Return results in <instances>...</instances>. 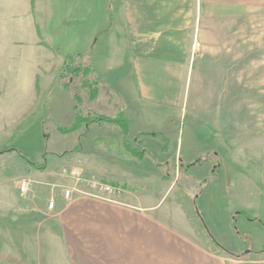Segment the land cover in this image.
Here are the masks:
<instances>
[{
    "label": "crops",
    "instance_id": "obj_1",
    "mask_svg": "<svg viewBox=\"0 0 264 264\" xmlns=\"http://www.w3.org/2000/svg\"><path fill=\"white\" fill-rule=\"evenodd\" d=\"M112 8L110 31L92 48ZM57 33L65 50L54 43ZM97 47L112 65H103L107 74H120L114 87L129 140L154 142L162 134L159 124L175 127L183 118L192 131L203 129L229 148L264 140V0H0V132L9 128L16 136L50 111L63 114L62 127L72 125L74 102L64 90L51 98V88L67 56ZM90 127L68 134L72 149L81 142L78 153L56 156L61 164L79 161V169L90 173L93 159L100 181L118 187V197L77 192L52 210L42 203L31 226L19 220L14 233H5L0 264H11L8 256L22 264H264V251L240 259L216 252L196 216L204 240L183 217L164 214V200L142 195L143 186H128V180L141 181L130 178L136 168L147 167L156 177L161 172L149 158L135 163L123 149L121 131L119 142L115 132L116 139L92 141ZM155 144L159 153L164 146ZM186 151L190 159L192 151ZM177 152L178 145L172 159L182 161V149ZM168 153L160 154L162 163ZM99 161L110 163L109 170Z\"/></svg>",
    "mask_w": 264,
    "mask_h": 264
},
{
    "label": "rangeland",
    "instance_id": "obj_2",
    "mask_svg": "<svg viewBox=\"0 0 264 264\" xmlns=\"http://www.w3.org/2000/svg\"><path fill=\"white\" fill-rule=\"evenodd\" d=\"M114 12L112 8L110 14L114 15ZM110 20L109 15V22L102 29H105L109 25ZM89 35L90 32L88 31L86 37L88 38ZM55 38L54 43H60L59 45L62 49L63 44L61 45V43H65L62 35L57 33V37ZM101 51L102 49L97 47L95 51L87 55L88 63L94 71L92 77L101 86V93L90 106L82 102L81 109L84 110L86 108L84 114L96 113L112 118L116 115L120 106L124 104L114 87L115 81L120 74H107V69H103V65L106 68L112 65H109L110 62L105 59L104 53ZM52 87L54 88H51V98L53 95L56 96V92L63 90L57 85ZM70 100L72 99L70 98ZM12 106L11 102L7 103L8 108H12ZM65 111L66 109L63 108L60 113H65ZM56 114H52L51 111L50 113H46L42 122L35 121L37 116L34 117L25 127L17 132L16 136H9L11 134L9 128H5L2 130L3 132H0V150H17L28 161L34 164H40L44 154H46L47 159V167L43 173L33 170L15 154H0V248L2 247L1 243L4 244L6 242L5 233L8 231L14 233V226L18 227V224H15L16 221H23L22 225L24 227L31 226L29 222L32 221L31 219H37V216L40 215L39 206L42 203L48 205L50 201H53L55 207L57 202H63L66 199L64 196L62 198L59 196L60 194H64V190H69L71 195L77 193L73 189L74 186L80 192L86 194L85 191L87 189L84 185H74L73 183L72 186L68 182L70 171L73 169L80 170L79 161L61 164L59 158L62 157L57 158L56 156L58 153L63 156L65 152L73 150L74 144V137L57 132L56 128L58 126H66L67 123H64L61 118L63 114ZM174 116L177 117V114ZM175 119L178 120L177 118ZM148 121L151 125H161L163 127L158 130L162 134L158 135L154 142H147L148 137L145 136L139 138L141 141L147 140L145 144L143 142L142 144L143 147L145 146L151 151L152 157H146L149 158L147 159L149 162L155 164L154 159L158 162L162 160L155 142L162 143V146H168L169 153L166 154L168 159L165 160V163L173 162L172 158L176 156L177 145L178 155L181 149L183 152L182 162L190 163L197 159H201L204 162L201 166L197 165L189 170H180L178 160H175L174 168H171L169 171V180L164 179V170L156 168L161 172L162 176L156 177L151 173L149 168L139 167L135 169L134 175L130 178L141 181L137 183L128 180V186L136 185V188L137 186H143L140 189L139 187L137 188L142 195H149V197L157 201L164 200L165 202L162 206L164 214L183 217L191 230L198 232L201 239L203 238L202 240H204L203 230L195 218L194 200L199 196L196 207L200 212L206 230L216 242L232 253H246V256L263 251L264 140L247 141L245 144L238 145L239 147L234 149L218 141L213 142L203 129L196 132L192 131L189 128L190 122L188 118L185 119V122L184 118L183 121L178 120L175 127H165L163 124L158 125L153 119H149L146 122L148 123ZM90 126L87 139L93 141L96 136H106L113 140L114 138L116 139L113 134L115 132L118 135V142L120 141L121 134L117 127L108 124ZM144 132L150 131L145 130ZM190 132L194 134L190 135ZM187 149L192 151V160L188 158L190 155L187 153ZM214 153L218 154L219 158L224 156L226 161L219 160L218 157L214 156ZM228 159L233 162L228 161ZM99 163L103 167L107 166L109 170L110 163L104 161H99ZM135 163L140 162L135 161ZM216 163L219 164V167L215 171V178L210 180V173L213 171V166ZM89 168L92 171L91 173L90 171H86L85 168L80 170L84 179H102L95 173L96 166L93 159L89 161ZM129 172L132 173V170ZM37 173L40 175L38 176L39 178L30 176L31 174L38 175ZM206 179H209V181L205 184L203 181ZM143 180H146L150 184L146 186ZM22 181H26L30 185L29 191L24 194L19 192V184ZM117 197L118 195L96 198L115 200ZM232 216L236 217L234 227L232 225ZM247 218H250L252 221ZM11 242L13 246V237L11 238ZM213 249L219 252L216 248ZM8 261L11 264H22L19 261L15 263L13 256H8Z\"/></svg>",
    "mask_w": 264,
    "mask_h": 264
},
{
    "label": "trees",
    "instance_id": "obj_3",
    "mask_svg": "<svg viewBox=\"0 0 264 264\" xmlns=\"http://www.w3.org/2000/svg\"><path fill=\"white\" fill-rule=\"evenodd\" d=\"M112 16L113 15L111 13L110 14L111 20H110L109 25L105 29L100 30L96 34V39H95V42L92 48L95 46L96 42L98 41L100 37H102L104 34H107L110 31L111 22L113 19ZM88 53L67 56L65 58L63 67L61 68L60 72L55 78L53 86L57 85L60 89H63L66 93L69 94L70 98L74 102L73 109L75 113V118H74V122L72 123V125H70L69 127L58 126L56 128L57 131L62 135H68V134L77 132L82 127H85L87 129L90 127V125H93V124L113 125V126L118 127L121 131L122 140H123V149L127 154H129L134 160L138 162H141L146 157L151 158L152 157L151 153L145 147H143L142 141L139 139L142 136H138L132 141L128 139L129 126L124 116L122 108H120L118 112L116 113V115L112 118L103 116L100 114H96V113L95 114H89V113L84 114V110H86V108H84V110L81 109L82 102L90 106V104H92L99 97V94L101 93V86L92 77L94 75V71L91 68L90 64L88 63V60H87ZM53 88L54 87H52V89ZM83 138L84 136H82V140ZM135 145L138 146L140 149H135L133 147ZM80 148H81V142H79V144L77 145L75 149H73L70 152H65L64 155L78 153L80 151ZM166 152H168L167 145L163 147V149L159 152V154H163ZM0 154H15L25 164L29 165L33 170L38 171V172H43L47 167L46 154L43 155L42 162L40 164L31 163L24 156H22V154L19 151L14 150V149L0 150ZM214 156L217 157L215 153H214ZM154 162L157 168L165 171L164 179L169 180V171L171 168H174L175 159H173V162L170 161L166 163L165 162L161 163L154 159ZM203 162H204L203 160L197 159L191 163L184 164L181 160H178L180 170L181 169L189 170L190 168L197 166V165L201 166ZM218 167H219L218 163H216L213 166V171H211L210 177H209L210 180H213L215 178V171L217 170ZM208 181L209 179H206L203 181V183L206 184ZM194 207H195V216L197 217L199 223L204 228L214 248H216L221 254H224L226 256H229L235 259H240L246 255V253H243V254L232 253L228 249L223 247L221 244L216 242L214 238L210 235V233L206 230L202 217L200 216V212L198 211L196 207L195 200H194ZM231 219H232V225L234 227L236 217L232 216ZM247 219L252 221L250 218H247Z\"/></svg>",
    "mask_w": 264,
    "mask_h": 264
},
{
    "label": "built area",
    "instance_id": "obj_4",
    "mask_svg": "<svg viewBox=\"0 0 264 264\" xmlns=\"http://www.w3.org/2000/svg\"><path fill=\"white\" fill-rule=\"evenodd\" d=\"M70 178L76 181L77 185L81 184L86 187V194L90 196L95 197H110L113 195H118L120 190L118 187L104 183L100 180L96 179H84L82 173L79 170L73 169L69 173ZM30 185L26 181H22L19 184V192L21 194L27 193L29 191ZM75 190L77 192H80L76 187ZM83 193V192H80ZM71 196V192L64 191V198L68 199ZM55 203L53 201H50L47 205V208L49 210H52L54 208Z\"/></svg>",
    "mask_w": 264,
    "mask_h": 264
}]
</instances>
